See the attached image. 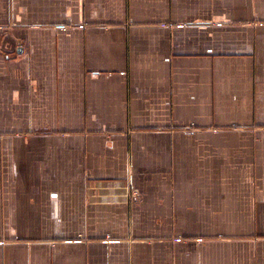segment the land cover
Segmentation results:
<instances>
[{
  "label": "crops",
  "instance_id": "0c3cea01",
  "mask_svg": "<svg viewBox=\"0 0 264 264\" xmlns=\"http://www.w3.org/2000/svg\"><path fill=\"white\" fill-rule=\"evenodd\" d=\"M1 27L0 264H264V0H0Z\"/></svg>",
  "mask_w": 264,
  "mask_h": 264
},
{
  "label": "built area",
  "instance_id": "2783aa9c",
  "mask_svg": "<svg viewBox=\"0 0 264 264\" xmlns=\"http://www.w3.org/2000/svg\"><path fill=\"white\" fill-rule=\"evenodd\" d=\"M2 30H3V27L0 28V34H1ZM134 193H135V191H134Z\"/></svg>",
  "mask_w": 264,
  "mask_h": 264
}]
</instances>
